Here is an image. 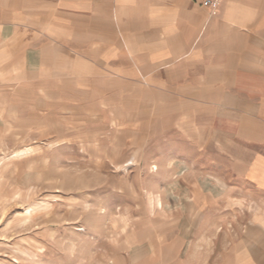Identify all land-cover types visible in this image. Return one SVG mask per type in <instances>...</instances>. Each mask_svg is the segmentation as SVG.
I'll list each match as a JSON object with an SVG mask.
<instances>
[{"label":"rangeland","instance_id":"1","mask_svg":"<svg viewBox=\"0 0 264 264\" xmlns=\"http://www.w3.org/2000/svg\"><path fill=\"white\" fill-rule=\"evenodd\" d=\"M194 61L0 76V264H264L263 69Z\"/></svg>","mask_w":264,"mask_h":264},{"label":"crops","instance_id":"2","mask_svg":"<svg viewBox=\"0 0 264 264\" xmlns=\"http://www.w3.org/2000/svg\"><path fill=\"white\" fill-rule=\"evenodd\" d=\"M0 40L9 84L77 72L159 81L185 58L204 59L212 79L262 67L264 80V0H0Z\"/></svg>","mask_w":264,"mask_h":264},{"label":"built area","instance_id":"3","mask_svg":"<svg viewBox=\"0 0 264 264\" xmlns=\"http://www.w3.org/2000/svg\"><path fill=\"white\" fill-rule=\"evenodd\" d=\"M205 7L214 8L217 4V0H202Z\"/></svg>","mask_w":264,"mask_h":264},{"label":"bare ground","instance_id":"4","mask_svg":"<svg viewBox=\"0 0 264 264\" xmlns=\"http://www.w3.org/2000/svg\"><path fill=\"white\" fill-rule=\"evenodd\" d=\"M32 152V149L28 148L26 149L25 151H21V152H17L14 154V157H18V156H23V155H27V154H30Z\"/></svg>","mask_w":264,"mask_h":264}]
</instances>
